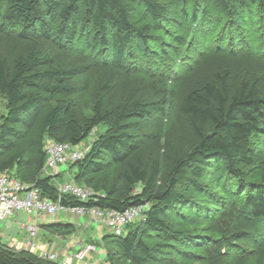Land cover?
<instances>
[{
    "label": "trees",
    "instance_id": "16d2710c",
    "mask_svg": "<svg viewBox=\"0 0 264 264\" xmlns=\"http://www.w3.org/2000/svg\"><path fill=\"white\" fill-rule=\"evenodd\" d=\"M217 1L229 15L238 11V3L247 7L258 2L264 9V0ZM135 3H140L143 11L132 20ZM47 18L58 22L51 32ZM165 19L168 9L162 0H0V24L18 28L21 38L36 32L52 33L66 43L79 30H86L101 50L109 48L105 80L98 84L86 117L75 112L72 95L87 91L88 82L74 83L70 79L87 72L89 63L62 65L51 51L37 45L19 52L14 61L0 54V97L5 100V112L0 115V172L9 171L37 187L41 196L56 199V184L43 172L46 137L78 145L95 126L105 124L107 129L92 141L83 157L69 164L74 169L73 180L98 193L85 204L122 210L147 203L143 219L127 224L122 234L106 232L101 238L108 264H150L159 261L164 252L175 251L180 242L189 248L208 244V236H190L180 229L182 225L172 228L168 221L179 219L180 212L188 217L195 212L208 219L220 216V200L207 191L204 179L221 191L222 198L247 207L255 218L264 217V172L252 169L249 176L256 181L241 183L244 167L254 164L252 140L262 137L264 144V95L255 81L233 84L227 71L217 72V83L206 81L183 93L179 110L188 117L198 139L187 152L171 155L166 175L161 173L158 158L150 157L147 164L139 160V141L127 131L128 119L149 116L154 111L165 114L166 106L152 105L134 91L106 106V95L121 76L129 43L134 39L146 42L160 29L159 21ZM57 94L64 98L53 105ZM147 137L158 143L155 133ZM106 158L120 167L116 177L121 179L120 185L117 180L106 185L95 179L94 175L105 169ZM226 177L230 187L237 188L235 192L227 190ZM192 194H202L206 203ZM61 201L80 203L68 195ZM174 254L183 256L184 251ZM255 256L261 264L264 246ZM243 262L238 259L236 264ZM0 264L61 263L0 243Z\"/></svg>",
    "mask_w": 264,
    "mask_h": 264
},
{
    "label": "rangeland",
    "instance_id": "374dc122",
    "mask_svg": "<svg viewBox=\"0 0 264 264\" xmlns=\"http://www.w3.org/2000/svg\"><path fill=\"white\" fill-rule=\"evenodd\" d=\"M162 3L168 9V19L159 21L160 29L152 32L146 42L134 39L129 43L121 76L116 80L114 89L106 95V106L109 108L123 100L130 91L152 105L166 106L165 114L154 111L149 116L127 120V131L139 141V160L147 164L150 157L158 158L161 173L166 175L171 155L187 152L198 139L188 117L179 110V102L185 91L199 88L206 81L217 83L215 74L227 71L230 83L238 84L246 79L255 81L264 95V9L258 2L247 7L238 3V11L229 15L222 10L217 0H162ZM134 6L135 10L130 14L132 20L139 18L138 12L143 11L140 3ZM57 24V19L47 18L49 32ZM17 33L18 28H6L0 24V54L12 61L19 52L37 45L45 51H51L55 60L62 65L89 63L87 72L70 79L74 83L88 82L87 91L72 95L75 112L80 116H88L98 84L105 80L109 48L101 50L86 30H79L75 38L66 43L52 33L41 35L36 32L25 38L19 37ZM63 98L64 95L57 94L51 104L60 103ZM4 112L5 100L0 97V115ZM106 129L105 124L95 126L88 137L80 142V146L88 149L92 141ZM148 133H155L158 143L148 138ZM252 148L254 164L244 167L245 177L241 182L244 185L256 181V178L250 179L252 169L264 172L262 137L252 140ZM105 161V169L94 175L95 179L106 185L117 180L120 185L121 179L116 178L120 167L108 158ZM228 178L224 180V185H228L227 190L233 193L237 188L230 187ZM202 183L207 191L220 200V216L208 219L201 217L199 212H195L192 217L180 212L179 219L169 218L168 221L172 228L182 225L180 229L190 236L199 239L208 236V244L201 248H189L180 242L175 251L181 249L184 257L174 254L173 250L164 252L159 261L149 263L236 264L238 259H243V264H257L255 255L264 246V217L255 218L247 207L222 198L221 191L215 189L207 179L202 180ZM192 196L206 203L202 194ZM32 217L31 223H34L35 217ZM40 217L49 219L47 215ZM12 220L17 223V216H12ZM139 220L136 218L134 223ZM99 228L95 242L96 254L88 256L92 262L101 258L99 252L103 246L100 237L109 232L104 225ZM146 241L150 242L151 238H146ZM101 262L104 264L102 259ZM261 264H264V257Z\"/></svg>",
    "mask_w": 264,
    "mask_h": 264
},
{
    "label": "built area",
    "instance_id": "2783aa9c",
    "mask_svg": "<svg viewBox=\"0 0 264 264\" xmlns=\"http://www.w3.org/2000/svg\"><path fill=\"white\" fill-rule=\"evenodd\" d=\"M44 150L46 153L44 169L55 171L60 165L70 164L83 157L88 150L80 144L72 145L69 142H60L54 139H46ZM57 198L51 199L41 196L40 190L14 176L9 171L0 172V226L6 219L18 214L34 216H54L63 213L71 216L89 215L94 221L108 228L109 232L122 234L124 227L135 221L136 218L143 219L147 203L128 206L122 210L98 205L85 204L90 199H95L98 193L91 187L79 184L74 180L66 181L57 187ZM65 195L72 196L80 203H63L61 198ZM27 231L25 249L33 250L37 246L38 234L37 223H24ZM95 250V245L85 244L80 250L74 252L73 259L81 260L87 252ZM39 256L50 260H58L61 264H72L57 258L53 251H41Z\"/></svg>",
    "mask_w": 264,
    "mask_h": 264
},
{
    "label": "crops",
    "instance_id": "0c3cea01",
    "mask_svg": "<svg viewBox=\"0 0 264 264\" xmlns=\"http://www.w3.org/2000/svg\"><path fill=\"white\" fill-rule=\"evenodd\" d=\"M43 172L52 176L56 187L62 185L68 180L74 179V169L69 164L60 165L55 171L43 168ZM66 177V179H65ZM17 223L13 222L12 217L2 222L0 226V243L6 244L13 249H25L27 231L23 227L24 223L33 219L32 216L24 213H18ZM43 216V215H41ZM46 218H34V223L38 224V234L36 238L37 246L32 252L39 254L43 251H53L57 258L72 264H108L104 260V248L100 249L101 258L97 262L88 260V256H94L96 251L87 252L83 259L76 260L72 254L81 249L85 244L95 245L96 237L100 230V224L94 221L89 215L71 216L58 213ZM105 234V233H104ZM101 235V238L104 236Z\"/></svg>",
    "mask_w": 264,
    "mask_h": 264
}]
</instances>
